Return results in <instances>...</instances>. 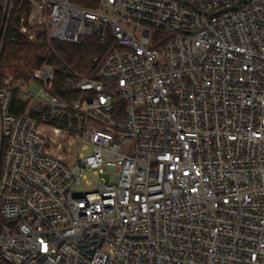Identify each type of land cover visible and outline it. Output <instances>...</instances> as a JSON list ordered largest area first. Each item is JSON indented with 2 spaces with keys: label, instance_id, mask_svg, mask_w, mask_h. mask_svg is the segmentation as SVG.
<instances>
[{
  "label": "built area",
  "instance_id": "2783aa9c",
  "mask_svg": "<svg viewBox=\"0 0 264 264\" xmlns=\"http://www.w3.org/2000/svg\"><path fill=\"white\" fill-rule=\"evenodd\" d=\"M21 1L107 52L69 100L0 80V264H264V0Z\"/></svg>",
  "mask_w": 264,
  "mask_h": 264
},
{
  "label": "trees",
  "instance_id": "16d2710c",
  "mask_svg": "<svg viewBox=\"0 0 264 264\" xmlns=\"http://www.w3.org/2000/svg\"><path fill=\"white\" fill-rule=\"evenodd\" d=\"M1 2L2 0H0V25L3 15ZM77 3L84 6H94L87 0H77ZM12 6V13L0 53V80L4 75L3 63H10L25 50H33L34 68H38L44 62H47L54 69L51 92L64 100L75 97L76 92L73 90L72 85L76 79L73 80L69 77V70H74L80 75L93 77L96 67L94 59L101 58L107 52V47L102 45L96 38H82L76 44L56 40L46 42L44 41L45 31L39 29L35 30L34 40L16 36L15 32L19 25V18L29 11L30 4L21 0H13ZM27 76L26 80H29L32 77V72ZM15 77L20 78V76ZM11 112H15V110L11 108Z\"/></svg>",
  "mask_w": 264,
  "mask_h": 264
},
{
  "label": "rangeland",
  "instance_id": "374dc122",
  "mask_svg": "<svg viewBox=\"0 0 264 264\" xmlns=\"http://www.w3.org/2000/svg\"><path fill=\"white\" fill-rule=\"evenodd\" d=\"M44 41L49 42V40L46 37L44 38ZM33 54H34L33 50H25V51L21 52L18 55V57H16V59L11 61L10 63H8V62L3 63V65H4V67L2 68L3 74L5 73V74H12L14 76H20V78L24 79L25 81H28V80H26V78L28 77L27 75L36 69L33 67V60H34ZM74 72H76V71H74ZM77 74H79V73H77ZM82 76H84V75H82ZM74 79H76V78H74ZM30 87L34 91L36 89H38L37 85H35V84L31 85ZM80 153H82L84 155V154L89 153V150L81 149ZM97 177L98 176L95 175L94 173H92L91 171L84 172V181L89 182V184H90V185H86L84 183V186L91 188L93 186V184L97 181Z\"/></svg>",
  "mask_w": 264,
  "mask_h": 264
},
{
  "label": "water",
  "instance_id": "95a60500",
  "mask_svg": "<svg viewBox=\"0 0 264 264\" xmlns=\"http://www.w3.org/2000/svg\"><path fill=\"white\" fill-rule=\"evenodd\" d=\"M178 1H180L181 3L184 2V1H182V0H178ZM245 1H247V0H240V1H238V2L233 6V8H236L241 2H245Z\"/></svg>",
  "mask_w": 264,
  "mask_h": 264
}]
</instances>
